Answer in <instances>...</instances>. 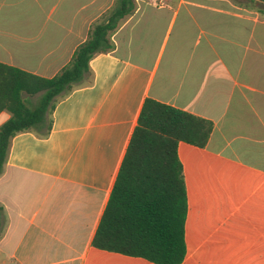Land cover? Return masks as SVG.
<instances>
[{"label": "crops", "instance_id": "0c3cea01", "mask_svg": "<svg viewBox=\"0 0 264 264\" xmlns=\"http://www.w3.org/2000/svg\"><path fill=\"white\" fill-rule=\"evenodd\" d=\"M135 1L116 17L117 0H0V63L46 79L114 20L112 49L59 99L50 134L11 140L0 264H157L94 246L147 99L213 125L206 146L178 147L181 264H264V1ZM11 118L0 111V128Z\"/></svg>", "mask_w": 264, "mask_h": 264}, {"label": "trees", "instance_id": "16d2710c", "mask_svg": "<svg viewBox=\"0 0 264 264\" xmlns=\"http://www.w3.org/2000/svg\"><path fill=\"white\" fill-rule=\"evenodd\" d=\"M135 6V0H117L122 13L114 16L123 17ZM113 21L111 17L107 24L97 25L71 63L52 79L0 63V111L12 113L0 128V174L13 137L27 131L50 134L59 99L88 80L95 54L112 49ZM39 93L43 94L38 105L30 106L29 99ZM212 129L205 119L147 99L94 246L157 264L183 263L188 199L178 147L182 141L206 146Z\"/></svg>", "mask_w": 264, "mask_h": 264}, {"label": "built area", "instance_id": "2783aa9c", "mask_svg": "<svg viewBox=\"0 0 264 264\" xmlns=\"http://www.w3.org/2000/svg\"><path fill=\"white\" fill-rule=\"evenodd\" d=\"M166 0H156V3L159 2L161 5L165 4Z\"/></svg>", "mask_w": 264, "mask_h": 264}]
</instances>
